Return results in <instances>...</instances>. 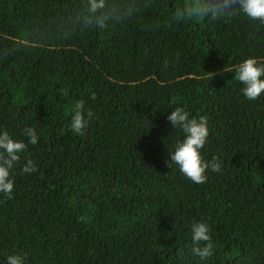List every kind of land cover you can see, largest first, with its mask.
<instances>
[{"label": "trees", "instance_id": "obj_1", "mask_svg": "<svg viewBox=\"0 0 264 264\" xmlns=\"http://www.w3.org/2000/svg\"><path fill=\"white\" fill-rule=\"evenodd\" d=\"M181 2L66 33L86 0H0V132L38 134L12 198L0 193V264H264V95L247 99L234 71L264 63V24L240 13L150 27ZM80 101L82 135L70 128ZM176 107L207 117L201 155L221 170L204 184L169 160L184 138L167 119ZM27 159L36 172L21 171ZM198 222L206 259L192 252Z\"/></svg>", "mask_w": 264, "mask_h": 264}, {"label": "clouds", "instance_id": "obj_2", "mask_svg": "<svg viewBox=\"0 0 264 264\" xmlns=\"http://www.w3.org/2000/svg\"><path fill=\"white\" fill-rule=\"evenodd\" d=\"M155 0H86V6L75 16L64 22L66 33L73 30L85 31L103 29L109 22L123 23L151 8ZM243 13L251 21L264 24V0H182L175 6L170 18L163 22L155 21L150 27H171L173 24L189 22H216L231 19ZM222 71L233 72L232 68L224 67ZM235 78L242 85V92L249 100H256L264 95V63L255 57L244 59L235 68ZM208 81L217 73L208 72ZM95 99V93H92ZM83 101L77 102L71 115V131L82 135L87 127V120L83 111ZM90 116L91 113H88ZM172 128L179 127L184 138L169 153V160L179 167V171L196 184H204L208 177L206 172L221 170L218 158L206 161L201 155L209 136L206 116L190 117L181 107H176L167 115ZM27 143L14 140L7 131L0 132V193L8 199L12 198L14 190L13 168L20 162L21 154L27 151L28 145L38 143V134L32 127L24 129ZM25 174L37 171L35 163L27 159L21 168ZM192 252L201 259L212 255L214 248L210 228L204 222L193 223L191 226ZM8 264H24L20 255H9Z\"/></svg>", "mask_w": 264, "mask_h": 264}]
</instances>
